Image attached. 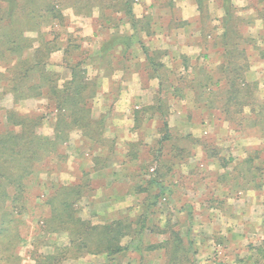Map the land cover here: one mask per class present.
<instances>
[{"label":"rangeland","instance_id":"374dc122","mask_svg":"<svg viewBox=\"0 0 264 264\" xmlns=\"http://www.w3.org/2000/svg\"><path fill=\"white\" fill-rule=\"evenodd\" d=\"M190 1L0 0V264H264V0H201L193 18ZM50 2L59 23L38 13ZM177 25L193 39H166ZM72 69L87 110L59 105ZM152 179L164 192L139 239ZM88 221L122 222L127 250L92 253ZM244 227L240 244L218 236Z\"/></svg>","mask_w":264,"mask_h":264},{"label":"trees","instance_id":"16d2710c","mask_svg":"<svg viewBox=\"0 0 264 264\" xmlns=\"http://www.w3.org/2000/svg\"><path fill=\"white\" fill-rule=\"evenodd\" d=\"M125 1H127V2L120 3L121 5L119 4V8L116 9V10L119 11V9H121V11H123L122 9H124L129 14L131 12L130 3H131L132 0H125ZM196 3H197V6H198V10L200 12H202L201 0H196ZM57 8H59V4L58 3H53V2L45 3V6H41L42 10L39 11L38 13L40 14V12H42L45 15V18L50 16L51 19L55 23H59L60 22L59 20L62 19V15L60 13V10L57 9ZM8 13H9V10H8V12L6 14H8ZM32 17H35V16H32ZM10 21H12L10 25H12L14 28H16V32H13V34H12L11 43L13 45L19 46V40H17V39H19L20 35L22 34V31H20L22 28L15 27V21H17V20H15L14 17H12V20H10ZM131 22L136 24L138 22V20H136V19L133 20L132 19ZM122 37H123V39H132L131 36L128 37L127 35L126 36H122ZM11 38H9V39H11ZM113 39H119V38L115 37ZM25 46H27V44L24 45V47ZM40 57H38V58L34 57L32 59H28L27 58L26 60L32 64L31 66L27 67V70H30L32 67H37L38 65L43 63L42 62L43 58L42 57L40 58ZM23 61L26 63L25 60H23ZM21 62L22 61H18V63L16 65L20 64ZM73 68H76V67H73ZM70 71H71L70 72V78L65 82L64 88H63L64 89L63 92L64 91L65 92L69 91V93L67 95H69L71 97V100H67L65 102H61V103H59V105H62V106L66 105V106H68V108H72L74 106V104H77V106H81L79 108V110H87V108H88V104H87L88 99L90 97H92V96L91 95L88 96V94H90V93L85 95V90H86V87L88 86V83H89V80L86 79V77H85V72L84 71H86V70L82 69V70L78 71L77 69H72ZM239 78H240L239 79V81H240V85H239L240 89L239 90L240 91H245V97L250 98V96H251V91H250V88H249L250 86L247 84L245 79H243L244 77H242L240 75ZM244 81L246 82V84H244ZM176 90H178V88H176ZM239 90H238L237 85L232 82L230 84V87H229V90H228L229 91V98H232L234 96L236 97L238 95L237 92ZM92 91L94 92V86L93 85H92ZM246 92H249V93H246ZM242 94H244V93H242ZM19 95L23 96L25 94H19ZM74 96H78V98H79L78 102H77V100H73L72 99V97H74ZM245 102L248 103V104L249 103L251 104V101L246 100ZM237 105L243 106V105H245V103L241 102V101H238ZM158 109L161 112H164L162 107H158ZM225 109H227V108L225 107ZM262 113H264V111H262ZM8 116H10L9 118L13 117L12 113H9ZM23 120L27 121V120H30V118L28 116H26V117H23ZM61 123H62V125H65L64 121H61ZM75 124H77V123H75ZM19 125H21L22 130H25L27 132V130L24 129L25 126H23L22 124H19ZM59 125H60V122L59 123L57 122L56 125H55L56 136H57V138L58 137L62 138L61 136L64 137V131L62 130V128H60ZM94 128H96V127L94 126ZM83 133L85 134V136L87 138L91 137V134H90L89 130L86 131V132H83ZM30 135L34 136L33 131L30 133ZM31 142H32V139H30V143ZM218 160L223 161L222 159H218ZM149 183L150 184H154L155 185L154 188L157 189V191L154 190L151 193V196H149L147 198V201L144 202V205H143V208H142V212L137 216V218L134 221L135 225H137V227H138L137 230H139L136 233V234H139L138 235L139 239L142 238V230L147 228L146 221H147V218H148V215H149L148 208H150V206H152L155 203V201L162 196V193L164 192V187H162V185L164 186L165 184L162 183L161 181H160V183H161L160 185H159V183H156L153 179L151 181H149ZM150 187L152 188V186H150ZM140 189H142V187ZM73 218H74V221L75 220H76V222L79 221V218H78L76 213L73 215ZM170 222L171 221H169V218H167V223L169 224ZM77 227L79 229L78 230V234L82 235L81 239H79V241H81V242H84L83 234H84V236L86 238H88L90 234H92L93 232L95 233L96 236H95V240H94V243H93V247H92V249H90V251H92V253H94V252L104 253L105 252L106 255L111 256V255H114V254H117L119 252L127 250V245H123V244L120 243V240H121L120 238L122 236L123 237L128 236V235H126L127 233L125 232V227H123L122 222H119L118 224H116L114 222V223H105V224H101V225H93V224L91 225L89 223V221H88L87 225H83L82 223H79ZM159 232L164 233V234L165 233H169L170 236H174V239H175V237L177 239H179V233L176 232V231L172 232L170 230H167V228H163ZM86 241H87V239H86ZM168 242H169V239H168V237H166L165 241L162 242L160 244V246H165L166 247V244ZM172 242H173V244L175 243V241H173V240H172ZM86 245H87V243L84 242V246H86ZM153 247L154 246L151 245L150 247H147V250H150ZM260 248H261L260 251H263L264 248L263 247H260ZM46 259H47L46 264H58L57 255H53V254L48 255V256H46Z\"/></svg>","mask_w":264,"mask_h":264},{"label":"crops","instance_id":"0c3cea01","mask_svg":"<svg viewBox=\"0 0 264 264\" xmlns=\"http://www.w3.org/2000/svg\"><path fill=\"white\" fill-rule=\"evenodd\" d=\"M191 2V1H190ZM190 5H192L193 7H190ZM190 5H188L187 6V11H189L190 13H192L191 15H189L188 17L189 18H193V17H195V15H198L197 13H199V10H198V6L194 3V2H191L190 3ZM187 20V19H186ZM184 26V25H183ZM179 29H180V26L179 25H177V27H175V28H173L172 30V33H168L166 36H165V38L166 39H181V37H183V38H185V39H193V36H192V31L191 32H188L187 34L185 33V30L183 29L182 31H179ZM185 33V34H184ZM247 73H250V72H247ZM183 122V121H182ZM158 218V217H157ZM160 219V218H159ZM186 219H193V214L191 215V216H188V217H186ZM239 219V218H238ZM241 223H243V222H241L240 221V223L239 224H237V225H233V228L234 227H241L242 225H241ZM244 225V224H243ZM245 226V225H244ZM246 227V226H245ZM245 227H244V230H239V229H232V230H230L229 231V229H227V230H221V233H220V235H219V233H218V236H221V237H223V238H225V237H227L228 238V240L229 241H233L234 242V240L235 241H237L239 244L241 243V242H243V239L245 238V237H247L248 236V232L247 231H245ZM261 228L259 229V232L258 233H260V235L262 236V238H264V225H263V223L261 224V226H260ZM252 229V228H251ZM255 230H257V228L255 229H252L251 231H255ZM158 233V234H157ZM156 234V236H163V235H165L164 233H161V232H157ZM253 234V233H252ZM164 237V236H163ZM208 238V237H207ZM164 239V238H163ZM217 242V241H216ZM218 243V242H217ZM238 244V245H239ZM259 245H257V249L260 251L261 250V248L260 247H262V246H259Z\"/></svg>","mask_w":264,"mask_h":264}]
</instances>
